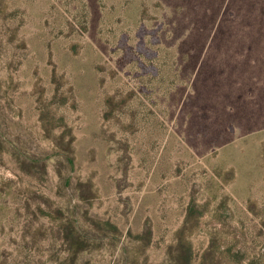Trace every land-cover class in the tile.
<instances>
[{
  "label": "rangeland",
  "instance_id": "obj_1",
  "mask_svg": "<svg viewBox=\"0 0 264 264\" xmlns=\"http://www.w3.org/2000/svg\"><path fill=\"white\" fill-rule=\"evenodd\" d=\"M0 264H264V0H0Z\"/></svg>",
  "mask_w": 264,
  "mask_h": 264
}]
</instances>
